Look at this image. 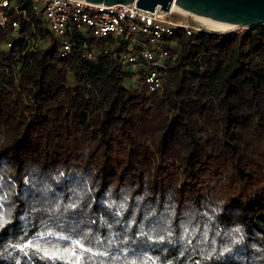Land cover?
<instances>
[{
    "label": "trees",
    "instance_id": "obj_1",
    "mask_svg": "<svg viewBox=\"0 0 264 264\" xmlns=\"http://www.w3.org/2000/svg\"><path fill=\"white\" fill-rule=\"evenodd\" d=\"M36 26L0 48V264H264V24L176 28L159 91Z\"/></svg>",
    "mask_w": 264,
    "mask_h": 264
},
{
    "label": "built area",
    "instance_id": "obj_2",
    "mask_svg": "<svg viewBox=\"0 0 264 264\" xmlns=\"http://www.w3.org/2000/svg\"><path fill=\"white\" fill-rule=\"evenodd\" d=\"M172 11L159 10L158 6L152 11L145 10L135 7V1L105 5L86 0H0V27L10 26L7 39L0 40V48L12 45L10 35L15 38L19 35L29 48H36L41 39L37 18L56 37L57 54L61 57L79 44L82 58L95 59L101 40L110 38V46L104 47L112 48L129 38L135 43L133 50L124 43L123 49L114 55L127 65L131 76L138 75L137 79L148 91H159L165 61L171 54L165 45L167 37L178 27L187 34L202 30L195 23L172 18ZM23 25L29 30L18 32ZM137 33L146 40L138 39Z\"/></svg>",
    "mask_w": 264,
    "mask_h": 264
},
{
    "label": "water",
    "instance_id": "obj_3",
    "mask_svg": "<svg viewBox=\"0 0 264 264\" xmlns=\"http://www.w3.org/2000/svg\"><path fill=\"white\" fill-rule=\"evenodd\" d=\"M111 5L129 4L152 11L156 6L168 12L173 6L196 18L230 26L264 24V0H86ZM219 33V32H217Z\"/></svg>",
    "mask_w": 264,
    "mask_h": 264
},
{
    "label": "rangeland",
    "instance_id": "obj_4",
    "mask_svg": "<svg viewBox=\"0 0 264 264\" xmlns=\"http://www.w3.org/2000/svg\"><path fill=\"white\" fill-rule=\"evenodd\" d=\"M171 17L174 18V19H182V20H184V21H186L188 23L200 24L199 21L196 20L195 17H193L191 15H188L186 13L180 12V11L175 10V9H173ZM243 28L244 27H242V26H233V27L229 28L230 30L228 29V30H226L224 32H219V33H229V34L237 33L239 31H242ZM136 35H137L138 39L144 40V41L146 40L145 37L142 34L137 33ZM122 39H123L122 37L121 38L119 37V40H122ZM124 42H125L126 45L129 46L130 50H133L134 45H135V43L133 41H131L129 38H127V39L124 40ZM107 46H110V44L107 45ZM126 67H127V65H126ZM141 69H143L142 66H141ZM137 76L138 75H136V76H131L130 75L129 77H127L125 79L124 84L127 85L128 87L137 86L138 83H140V80L137 79ZM49 237H50V235L43 236V238H49ZM75 242H78V241H75ZM75 242L73 243L74 247L75 248H79L81 246L80 243L78 242L79 245H75Z\"/></svg>",
    "mask_w": 264,
    "mask_h": 264
},
{
    "label": "bare ground",
    "instance_id": "obj_5",
    "mask_svg": "<svg viewBox=\"0 0 264 264\" xmlns=\"http://www.w3.org/2000/svg\"><path fill=\"white\" fill-rule=\"evenodd\" d=\"M172 9H175V10H178V11L182 12L180 9H178L175 6H173ZM196 20H198L199 23H200V24L196 23L197 26L200 29H203V30H206V31L224 32V31L228 30L229 28L233 27V26H230V25L218 24V23H215V22H212V21H208V20H204V19H200V18H196Z\"/></svg>",
    "mask_w": 264,
    "mask_h": 264
}]
</instances>
